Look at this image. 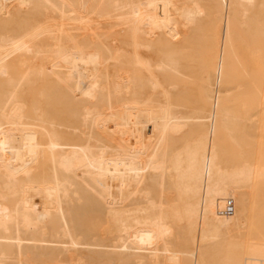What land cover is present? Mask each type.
Here are the masks:
<instances>
[{"label": "bare ground", "instance_id": "6f19581e", "mask_svg": "<svg viewBox=\"0 0 264 264\" xmlns=\"http://www.w3.org/2000/svg\"><path fill=\"white\" fill-rule=\"evenodd\" d=\"M204 1L196 58V0H0V264H264L261 236L228 241L252 215L264 232V159L227 165L245 107L222 104L239 22L264 0ZM263 67L248 74L258 112ZM229 200L253 214H225Z\"/></svg>", "mask_w": 264, "mask_h": 264}, {"label": "rangeland", "instance_id": "374dc122", "mask_svg": "<svg viewBox=\"0 0 264 264\" xmlns=\"http://www.w3.org/2000/svg\"><path fill=\"white\" fill-rule=\"evenodd\" d=\"M206 3H205V1L204 0H196V4H195V6H194V13L191 15V17L189 16V18L188 19H186V18H184L183 19V22H182V24H183V26H182V30L186 33V32H188V33H190V35L189 36H187L188 38H190V39H195V43H196V41H199V46L198 47H196V45H198V44H195V43H192V45H193V48H194V51H193V56L194 57H196V54H200L201 53V50L203 49V47L205 46V47H207V48H209V40H210V37H209V30L211 31V28H212V26L210 27V25L211 24H207V18H208V14H207V6L205 5ZM259 6V7H258ZM261 6V7H260ZM248 14H252V15H254V19H245V20H243L244 21V23H243V21L240 23L239 22V25L240 24H243L242 25V27H244L243 29H246V30H242L241 31V28H239V30L241 31H239V33H236L237 35H236V37H235V39H236V47H237V50H236V57L233 59V60H231V64H233V65H231V67H229V69H228V86L229 87H231V89L225 94V97L223 98V101H222V104H224L225 102H230V103H235V101L236 100H238V99H236L235 100V97L236 96H239L238 98H243L242 99V104L240 103V107H236L235 109L236 110H241V109H243L244 107V109L243 110H241V111H239V112H245V114H243L242 115V117H239V119H237L236 121H235V119L234 118H232L234 121H232L231 122V124H230V128H231V134H233L234 132H233V129H234V127H237L239 130L235 133V134H237V136H239L238 138H237V143H236V147H238V149H233L234 147H233V143H234V140H236V139H234L235 137H237L236 135L235 136H233L234 138H232L231 139V137L230 138H227V137H225V138H227L229 141H227V142H225V143H227L228 145L227 146H229V143L232 145V146H229L230 148H232V150H229V152L231 151V153H230V156H228L227 155V157L226 158H228V160H227V162L228 161H230L229 160V157H231V159L233 160V159H235V161H237V162H239L240 163V160L242 161L243 159V162L244 161H246L247 163H249L248 161H250V163L249 164H252L253 162H258L257 160H263L264 159V149H261L262 147H261V145L260 144H262V141L261 140H263L262 138H261V130H262V128L264 127V110L261 112V111H257V108H258V110H260L261 108H262V102L260 103L259 102V104H255V107L252 105L253 103L251 102V100L249 101L248 99H251V98H249L248 97V95H250L251 94V88L253 87V89L257 86L256 84H257V82H255L256 84H254L253 82H254V80H255V78H253L254 77V75H253V77H249L248 76V74H250L249 72H250V70L249 69H260L262 66H263V64H264V33H262V30L264 29V5L262 6V5H256V7H254V8H252L250 11H249V13ZM208 23H210V21L208 22ZM210 28H209V27ZM209 29H208V28ZM250 28H252L253 30H256L257 31V33L256 34H253V33H248V29L251 31V29ZM163 32H164V28H161L160 29V35H161V40H162V37H163ZM252 32V31H251ZM106 33V32H105ZM106 34H109L110 35V32H107ZM106 34H104V36L106 35ZM109 35H107V36H109ZM198 43V42H197ZM205 43V44H204ZM238 45V46H237ZM196 48H197V50H196ZM156 50V49H155ZM196 51H197V53H196ZM159 52V51H158ZM158 52H155V51H153V54L151 53L150 54V56L152 55V56H154V57H156V56H160V52L158 53ZM197 55V56H198ZM197 58V57H196ZM37 62V59L36 58H33V59H29L28 60V63H31V64H35ZM250 64H254V66H252V67H249L250 66ZM264 68V67H263ZM196 69V68H195ZM195 69H192V72H191V74H189L190 75V77L192 78L191 80H189L188 82H190V81H192V83L193 84H196V85H194V87L195 88H198V90L197 91H199V85H200V82H199V84H198V82L196 83V81H195V79L196 78H198V79H196V80H198V81H200V78H201V76L200 75H198V74H200V70L199 69H196L197 70V72H196V70ZM252 69V70H253ZM194 70V71H193ZM199 70V71H198ZM262 71H264V70H262ZM193 72H194V74H193ZM262 73V72H261ZM193 74V75H192ZM263 74H264V72H263ZM251 75V74H250ZM259 77H260V75L259 74H257ZM198 76H200V77H198ZM256 76V75H255ZM165 77V76H164ZM195 77V78H194ZM263 77V78H262ZM262 77H260L261 79V81H260V83H261V88L262 87H264L263 86V84H264V76H262ZM263 79V80H262ZM194 80V81H193ZM164 84L166 85V78H164ZM253 81V82H252ZM258 81V80H257ZM263 81V82H262ZM188 82H187V84H188ZM192 83H189L188 84V86H189V88H188V86H186L187 84L185 83V86L187 87H184L183 88V92H184V89H185V92H186V94L185 95H187L188 93H190V91H194L196 94H198V92H196V90L194 89V88H192V89H190L192 86H190V84L191 85H193ZM251 83H253L254 85H256V86H252L251 85ZM259 83V82H258ZM40 85H41V83H39ZM38 85V84H37ZM168 85V84H167ZM197 85L199 86V87H197ZM233 86H235V88L233 89ZM260 86V85H259ZM256 87V88H260V87ZM144 87V86H143ZM145 87H148V86H145ZM165 88H168V86H164ZM237 87V88H236ZM149 88V87H148ZM148 88H142V90L143 91H145V93L147 94V97L149 98V99H155V94L157 95L158 93L156 92V91H153L151 88V92L149 91V89ZM141 90V89H140ZM142 90L140 91L141 92V95H142ZM180 90V92L182 93V91ZM190 90V91H189ZM258 90V89H257ZM262 91H264L263 90V88L261 89ZM260 90V91H261ZM189 91V92H188ZM252 91H254V90H252ZM259 91V92H260ZM261 91V92H262ZM153 92H156V93H154V95H152L153 94ZM184 92V93H185ZM194 92H191V94H193ZM259 92H257V91H255V93H259ZM260 92V93H261ZM145 93H143V97H146V96H144V94ZM149 93V94H148ZM184 93H183V95H182V98L181 99H185V100H182V101H184V102H186V103H188L189 101V104L190 103H192L191 104V106H197V95L196 94H193L192 96H189L190 98H188V95H187V97L186 96H184ZM259 93V94H260ZM262 94V93H261ZM263 95V94H262ZM150 96V97H149ZM181 96V95H180ZM146 97V98H147ZM158 97V96H157ZM156 97V98H157ZM184 97H186V98H184ZM191 97H194L193 99L191 98ZM247 97H248V99H247ZM262 99V98H261ZM188 100V101H187ZM193 100H196V101H193ZM241 99H239L238 101H240ZM259 100H260V98H259ZM193 102H197L196 104L195 103H193ZM237 102V101H236ZM245 105H244V104ZM235 104H237V103H235ZM242 105V106H241ZM244 106V107H243ZM247 106V107H246ZM242 107V108H241ZM256 109V110H254V108ZM259 107H260V109H259ZM241 108V109H240ZM46 109V108H45ZM48 109V108H47ZM246 109V110H245ZM248 109V110H247ZM253 109V110H252ZM49 110V109H48ZM254 111L253 113L251 112V113H248L249 111ZM256 112V113H255ZM259 115V116H258ZM263 116V117H262ZM250 117V118H249ZM263 121V122H262ZM262 123V124H261ZM263 125V126H262ZM223 137V138H224ZM223 138H221V139H223ZM231 139V140H230ZM234 139V140H233ZM224 140V139H223ZM248 143H253V144H255V145H258L259 143V145H260V147L258 146H252V148L250 147V148H248L247 147V145H248ZM257 143V144H256ZM241 144H247L246 146H245V148L243 149L242 148V145ZM251 145V144H250ZM249 146V145H248ZM229 148V149H230ZM241 148V149H240ZM259 148V149H258ZM258 149V150H257ZM224 151V150H223ZM227 150H226V153L228 154L229 153ZM240 152V153H239ZM249 152H251V153H249ZM225 153V154H226ZM247 153V154H246ZM224 154V156H226ZM250 154H251V156H250ZM234 157V158H233ZM238 157H242V159H240V160H238L239 158ZM257 159H256V158ZM251 161H253V162H251ZM232 161H230L227 165L229 166V164L231 163ZM232 164V163H231ZM231 166V165H230ZM256 186V185H255ZM255 186H249V188H248V186H243V187H241V188H239V189H237V191L239 190V194H237V196H236V199L238 200L239 198L241 199H244V198H247L248 199V201L250 200L251 201V199H252V197H254V196H256L255 195V193H256V190H258L259 188H257V186H256V190H255ZM247 187V188H246ZM250 187L254 190V195H252L253 193H251L250 191H247L248 189H250ZM243 189V190H242ZM244 190H245V192H244ZM252 190V191H253ZM259 191V190H258ZM248 192H249V194H250V196H247V195H249L248 194ZM247 194V195H246ZM241 195V196H240ZM244 197V198H243ZM171 198V197H170ZM254 199V198H253ZM252 199V200H253ZM249 201V203H251ZM237 203L238 202H234L233 204H234V206H236L237 205ZM248 203V206L250 205ZM252 205V204H251ZM242 206H244V205H242ZM247 206V204L245 205V207ZM240 204H238V206H237V211H235L234 210V212L232 213V214H230L231 216H233L234 214H235V218L237 219L238 217H242L241 216V214L243 215V213L242 212H244L245 210H246V212H244L245 214L247 213V212H249L248 213V215L246 214L245 216L243 215V217L245 218L246 217V219H249V217L253 214L252 212L250 213V211H251V209L249 208V207H247V208H249L250 209V211H247L248 209L247 208H245V209H243V211H242V209H240ZM251 207V206H250ZM252 208V207H251ZM235 209V208H234ZM253 209H254V211H253ZM256 208H252V211L254 212V213H256V214H259V213H261V212H259V210H258V208H257V210H255ZM257 211V212H256ZM239 214H240V216H239ZM250 214V215H249ZM260 215V214H259ZM249 216V217H248ZM254 215H252V218L250 217V221L249 220H246V225L243 227V228H241L242 230L244 229V237L245 238H243V236L242 237H240V235H242V233H243V231L241 230V229H239V227L238 228H235L234 227V225H236L234 222H231L229 225H230V227L228 226L227 228H226V231H227V233H228V238H230V239H228V241L229 242H232V241H234L233 240V238L235 237H238L239 236V238L241 239H247V240H245L246 242L248 241V242H253V239L256 241V239L257 240H259L258 238H260V236H261V238L262 239H264V232H260L261 231V229L262 228H259L258 229V227H260V226H255V225H253L252 224V222L253 221H255L254 220V217H256V216H254ZM261 216L263 217V215L261 214ZM234 217H233V219H234ZM260 217V216H259ZM260 218V219H263V218ZM253 220V221H252ZM234 221H236V220H234ZM249 222V223H248ZM260 222V221H259ZM258 222V224H260L261 225V223H259ZM233 223H234V225H233ZM249 224H251V227H250V225ZM255 224H257L256 222H255ZM232 225V226H231ZM248 225V226H247ZM262 226V225H261ZM249 227V228H248ZM263 227V226H262ZM246 228V229H245ZM236 229V230H235ZM255 229V230H254ZM238 230H240V231H238ZM236 231V232H235ZM247 231V232H246ZM264 231V230H263ZM241 233V234H236V233ZM249 232V233H248ZM263 233V234H262ZM235 234V235H234ZM232 235V236H231ZM250 236V237H249ZM256 236V237H255ZM251 237L253 238V239H251ZM256 238V239H255ZM260 238V239H261ZM261 239V240H262ZM232 240V241H231ZM239 240V239H238ZM216 247V246H215ZM216 250L215 251H217V247L215 248ZM229 255L231 254H236L237 253V251H235L234 249V251L232 250V248H231V246L229 247ZM240 250V249H239ZM233 251V252H232ZM241 252V251H240ZM240 252L238 251V254H240ZM214 253V252H213ZM216 253H218V255H219V252L217 251ZM230 255V256H231ZM216 256V255H215ZM215 256H213V257H215ZM245 256H246V254H245ZM242 257H244V256H242ZM217 259H218V257H217ZM217 259H215V260H217ZM213 260H214V258H213ZM212 260V261H213ZM219 261V260H218ZM216 262V261H215ZM215 262H212V263H214L215 264ZM211 263V264H212ZM216 264H219L218 262H216Z\"/></svg>", "mask_w": 264, "mask_h": 264}, {"label": "built area", "instance_id": "2783aa9c", "mask_svg": "<svg viewBox=\"0 0 264 264\" xmlns=\"http://www.w3.org/2000/svg\"><path fill=\"white\" fill-rule=\"evenodd\" d=\"M223 212L225 214H228V215H230V214H232L234 212V205H233L232 201L229 200V201L226 202V205H225V207L223 209Z\"/></svg>", "mask_w": 264, "mask_h": 264}]
</instances>
